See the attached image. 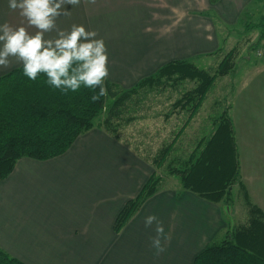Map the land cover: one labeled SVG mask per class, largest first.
I'll return each mask as SVG.
<instances>
[{"label":"crops","instance_id":"crops-1","mask_svg":"<svg viewBox=\"0 0 264 264\" xmlns=\"http://www.w3.org/2000/svg\"><path fill=\"white\" fill-rule=\"evenodd\" d=\"M260 1L81 0L78 6L65 5L71 15L58 17L56 25L96 31L108 50L106 79L130 89L170 62L216 53L221 33L241 24L246 10ZM5 21L27 24L19 10L8 7V0H0V23ZM55 36V30L45 34L46 39ZM21 66L13 60L10 68L0 70V78ZM244 78L228 112L242 137L243 184L264 212V63L248 64ZM249 152L260 153V163L249 162ZM138 154L95 127L57 158L19 160L0 180V248L24 264H194L222 234L223 214L220 203L186 190L182 183L160 188L116 232L121 210L150 177V164ZM149 215L163 222L169 237L159 255L151 247L156 225L145 226Z\"/></svg>","mask_w":264,"mask_h":264},{"label":"trees","instance_id":"trees-1","mask_svg":"<svg viewBox=\"0 0 264 264\" xmlns=\"http://www.w3.org/2000/svg\"><path fill=\"white\" fill-rule=\"evenodd\" d=\"M248 26L260 30V40L264 39V14L257 24ZM234 67L232 51L210 72L189 60L173 61L130 89L105 79L107 93L99 96L98 87L90 89L83 85L76 92L64 93L49 85L44 73L38 74L35 80L29 79L21 66L0 78V180L6 179L23 158L46 161L65 154L81 135L95 127L141 156L139 147L125 137V128L137 119V115H133L135 106L148 93L162 92L169 86L176 88L190 81L194 87L181 94L168 114L172 117L186 112L188 116L175 138L161 145L154 155L142 157L156 169L166 168L172 176H178L186 190L221 203L228 190L238 182L240 171L234 122L228 108L215 121L211 134L199 139L186 158L179 160L174 153L217 80L229 75ZM93 95L99 98L93 101ZM146 140L152 143V135L147 134L141 143ZM176 163L179 166H175ZM161 184L162 179L153 174L136 199L125 204L115 223L117 233L150 197L159 192ZM239 185L249 219L232 230L226 228L196 256L194 264H264V212L252 202L243 182L239 181ZM0 264L24 263L0 248Z\"/></svg>","mask_w":264,"mask_h":264},{"label":"rangeland","instance_id":"rangeland-1","mask_svg":"<svg viewBox=\"0 0 264 264\" xmlns=\"http://www.w3.org/2000/svg\"><path fill=\"white\" fill-rule=\"evenodd\" d=\"M260 2L261 3L258 4H256V2L246 10L243 17L241 16V24L238 23L234 27L229 26L227 31H223V34L221 33L222 40L220 50L216 53L185 59L194 63L196 67L210 72L221 63L222 59L229 52L232 51L234 53L235 69L226 77L217 80L199 114L188 127L185 135L181 137L174 153L176 158H180L179 160L186 158L191 153L199 139L208 137L211 134L215 121L220 118L223 111L226 110L229 105H232L236 101L243 85V80L245 81V78L242 79L245 67L248 64L259 65L264 63L262 62L264 57L258 55L259 52L264 51V39L260 40V30L249 29L248 26V24H257L260 21L259 17L264 14V8L260 9V12H258L261 6L264 7V0ZM210 15L214 21L218 20L215 13L212 12ZM235 59H237L236 62ZM194 85V83L187 81L180 83L176 88L169 86L162 92L148 93L146 96H143L144 98L135 106L136 110L133 112V115H137V119L132 122L130 126L125 128V137L130 143L139 147L141 157L143 155L145 156V154L154 155L161 145L168 144L175 138L176 132L188 116L186 112L176 113L172 117L168 114L171 111L172 104L180 98L183 92L192 89ZM166 118H169V120ZM96 122L99 123V120ZM234 129L235 138L238 140L240 171L238 182L228 190L229 193L227 192L223 202L219 205L223 214L222 219L224 221V229L222 231L224 232L226 231V228L232 230L239 225L246 223L249 219L246 201L239 185V181L242 183L246 174V164L242 161L241 157V148L244 149V147L242 145L240 148L242 137L237 136L235 124ZM147 134L152 135V143H149L148 140H146L144 144L141 143L145 140ZM246 146L247 149H249V145ZM250 153L251 152L247 154L248 157L250 155L249 162L260 163L259 157L261 154L254 152V155ZM144 160L147 161L146 159ZM149 166L151 167V173H149L150 177L144 186L148 183L153 174L162 179V187H169L181 183L179 177L172 176L166 168L156 169L151 164ZM175 166H179L178 163H176ZM247 168V172L252 173L250 176L253 175L254 173L248 165ZM256 191V194L261 197V189L259 188ZM136 197L133 198V200L136 199Z\"/></svg>","mask_w":264,"mask_h":264},{"label":"clouds","instance_id":"clouds-1","mask_svg":"<svg viewBox=\"0 0 264 264\" xmlns=\"http://www.w3.org/2000/svg\"><path fill=\"white\" fill-rule=\"evenodd\" d=\"M81 0H8L12 11L27 22L12 25L0 23V70L8 69L15 60L23 65L24 74L35 80L44 73L48 84L67 93L76 92L81 85L90 89L99 88V96L106 95L104 81L109 76L108 50L103 38L97 39L96 31H86L83 25L72 24L70 30L57 28L60 16H70L65 5L78 6ZM94 3L95 0H89ZM28 28H35L34 33ZM56 31L53 38L46 33ZM92 96L95 101L99 98ZM155 223L156 235L151 238L155 254L165 251L166 235L163 222L155 215L145 218V226Z\"/></svg>","mask_w":264,"mask_h":264},{"label":"built area","instance_id":"built-area-1","mask_svg":"<svg viewBox=\"0 0 264 264\" xmlns=\"http://www.w3.org/2000/svg\"><path fill=\"white\" fill-rule=\"evenodd\" d=\"M258 55H259L260 57H264V51H263V52H259Z\"/></svg>","mask_w":264,"mask_h":264}]
</instances>
